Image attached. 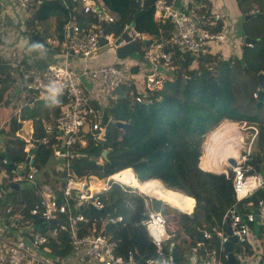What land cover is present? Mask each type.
<instances>
[{
	"label": "trees",
	"instance_id": "1",
	"mask_svg": "<svg viewBox=\"0 0 264 264\" xmlns=\"http://www.w3.org/2000/svg\"><path fill=\"white\" fill-rule=\"evenodd\" d=\"M101 1L118 14V19L106 27V32L120 34L122 22L135 18L133 24L137 30L156 33V26L150 20L151 7H147L154 0H141L144 4L141 10L134 5L133 0L129 1V6L127 0ZM235 1L242 18L239 26L240 35L252 40L249 45L245 43L240 45L239 56L234 54L224 58L199 53L194 57L188 52L176 49L171 57V64H176L177 67L170 71L171 79L164 80L161 88L153 90L146 102H131L129 85L117 88L116 96L110 100V107L106 111L108 115L101 118L105 124L103 139L96 140L93 135L86 134L84 146L78 148L83 152V156L70 161V167L78 176L94 175L100 178L114 175V178L120 177L119 181L135 186L137 190L149 196L164 200L168 193L170 195L168 202L182 211H189L192 207L190 214H187L169 208L153 197L148 202L164 216L166 230L174 237L173 240L169 239L178 253L185 250L189 240H194L196 228H210L216 222L224 227L225 223H221V216L225 209L234 204L244 208L242 204L247 203L245 211L254 213L257 199L264 196V188L256 189L250 196L235 203L230 172L225 175L204 171L196 166L202 134L221 119L228 118L235 121L245 120L256 125L254 147L247 154L246 163L255 171L264 172V85L261 97L258 94L255 100L251 97V88L258 87L257 73L259 71L264 73V0ZM52 12L61 13L57 20L58 27L65 16V11L57 1L43 2L38 6L36 14L31 15L25 22L32 25L34 20L43 21ZM247 14L249 16L243 19ZM219 25L221 23H217L215 28H219ZM33 34L34 30L30 29L29 35ZM30 43L42 44V37L40 36L39 40H30ZM48 53L50 50L42 52L43 55ZM193 59L196 66L190 67ZM6 61L0 57V82L4 83L0 86V108L6 106L9 101L8 90L13 81L10 75L13 67ZM235 70L253 76L252 84L245 94L249 101L243 102L241 107L235 103L234 83L237 81ZM39 103L46 105L45 101ZM118 120L126 123L121 132L114 125V121ZM16 124L15 119L11 118L8 124L11 132ZM233 124L224 121L217 129L229 128ZM96 131L95 129L94 132ZM36 135L43 136V129L38 123L33 137ZM53 141V138H49L51 144ZM19 145L18 148H22V141H19ZM105 149L107 154L104 161L98 162V157H101ZM39 151L45 159L50 153V146H45ZM7 155L10 160H17L23 157L24 152L18 150L11 153L8 150ZM205 159L207 157L203 153L200 167L213 170ZM148 178L159 179L163 187L157 182L139 186L149 180ZM89 179L94 184L99 183L98 180ZM49 182H53V179ZM32 185L34 186L30 188L20 187L22 191L20 195L28 200L27 207L39 199L38 193L33 192L35 188L37 192L40 186L37 182ZM98 189L99 186L94 185V190ZM96 195L103 202L104 212L91 205L78 208L77 210L88 218L86 223L89 224L93 217L106 212L120 213L122 217L120 222L105 227V233L115 240L116 252L126 256L131 247H136L139 256L155 257L157 255L155 245L140 224L146 212L144 198L147 197L115 181H110L108 187L96 192ZM205 200L209 201L211 208L207 207ZM52 223L54 219L47 224ZM45 226V223H40L36 219L38 229ZM61 239L66 240L65 233H62ZM122 242H126L127 248ZM50 246L59 255L67 252L66 242L51 239ZM209 247H217L211 237L203 238L202 244L198 245L199 250ZM239 249V246L235 245L233 252H239Z\"/></svg>",
	"mask_w": 264,
	"mask_h": 264
},
{
	"label": "built area",
	"instance_id": "2",
	"mask_svg": "<svg viewBox=\"0 0 264 264\" xmlns=\"http://www.w3.org/2000/svg\"><path fill=\"white\" fill-rule=\"evenodd\" d=\"M48 1H60L67 11V18L61 26L60 39L47 37L46 41L54 46H60L58 50L64 52V57L67 52H71L79 59L80 69L73 70L66 57L62 62L52 59L41 69L35 66L22 68V82L26 91L42 95H45L46 87L53 82L64 90L52 127L59 138V146L52 149V154L63 160V167L59 170L61 172L59 182L44 183L38 188L39 199L32 206L13 208L11 204H0V264H138L130 254L123 257L116 253L115 242L106 233L102 231L83 233L78 225L85 221V216L77 210L78 208L86 205L96 209L103 208V202L96 195L99 190H91L87 181L80 179L70 167V160L80 155L77 148L83 146L87 131L90 130L97 138L103 135V129L97 122H87L91 109L88 106L89 97L83 88L82 78L91 83L97 97H109L117 88L129 85L133 100L143 101L150 91L161 88L164 79L169 78L165 71L172 70L168 66H171V57L176 49L188 52L194 57L199 53L221 54L218 50L220 43L225 39V34L222 25L217 29L215 27L224 15L217 11L209 21L196 20L185 11L175 8L174 0H154L152 6L156 17L171 21L175 29L166 41L146 38L141 55L144 58V67H140L144 72L137 71L133 77L129 74V67L133 64L125 62V59L117 57L114 61H99L95 58L100 47L111 44V47L115 48L127 41L120 35L105 31L115 18L112 14L103 13L102 6L94 0H11V5L14 10L25 13L30 7L36 9ZM81 15L90 16L91 22L87 27L76 20ZM122 31L136 42L141 43L144 37L131 25H124ZM100 38L105 41L100 43ZM116 38L117 43H114ZM21 59L19 55L17 62ZM193 62L196 63L195 59L191 61L190 67L193 66ZM256 94L253 92V95ZM95 129L97 132H94ZM26 141L25 151L39 142L33 139ZM220 150L223 149L218 146L215 151ZM238 150L234 165L227 163L228 156L218 159L224 167L227 166V171L231 172L235 203L250 196L254 190L264 188V175L246 163L249 152H241L242 142ZM3 157L0 155V160L6 162V158ZM13 165V172L10 173L0 167V200L3 193L10 191L11 184H18L20 181L32 182L37 171L29 154L13 162ZM104 184L105 187L100 189H106L109 183ZM235 208V204L230 206L223 218L229 219L231 235L238 241L243 240L251 222L257 220L264 227V196L257 199L254 213L245 211L242 207L236 212ZM61 215L64 216L63 222L59 220ZM36 219L46 226L38 229ZM52 219L54 223L47 224ZM120 219L121 215L115 218L108 216L105 221L112 223ZM140 224L146 229L157 254L155 257L145 258L144 264H172L170 250L173 245L172 241L168 240L172 234L166 231L165 219L161 212L147 206ZM12 229L15 231L11 232ZM61 231L68 235L65 240L68 250L64 255L54 252L50 246L51 239L61 241L59 236ZM211 235L219 237L221 243L227 239L222 228L212 227L210 230L202 231L203 237ZM165 243L167 245H164ZM197 246V243L191 245L187 252L189 264H220L222 254L216 248L204 249L203 257L199 259ZM259 264H264V257L260 259Z\"/></svg>",
	"mask_w": 264,
	"mask_h": 264
},
{
	"label": "crops",
	"instance_id": "3",
	"mask_svg": "<svg viewBox=\"0 0 264 264\" xmlns=\"http://www.w3.org/2000/svg\"><path fill=\"white\" fill-rule=\"evenodd\" d=\"M7 1L8 0H0V5L2 4V2L6 3ZM94 1L97 4H99L100 6H102L103 13H106V14L108 13V14L113 15V17L115 19H113V21L110 23H115L116 20L118 19V14L117 13L114 14L113 11L111 10V8L106 6V4L103 1H101V0H94ZM129 1L130 0H127V6H129ZM57 2L61 3L60 1H57ZM133 2H134L135 6L139 7L138 8L139 10H141L142 9L141 7L144 6V4H142L141 0H138V1L133 0ZM174 4H175V8L183 10L187 14L192 15L193 17H196L197 15H204L206 13V11L209 12L210 9L212 10L214 8L220 7L223 10L227 11L228 13H233L234 21H235L234 22L235 27L238 28V31H239V26H240L242 18L238 12L235 0H174ZM61 5L64 8L65 16L62 19L60 26H58V27H57V20H58V16L61 14L58 12H52V14L47 16L46 19H43V21L34 20L32 25H30L29 23L27 24V22H25V20L27 21L31 15L34 16V14H36V10L38 8L37 7L36 9H33L32 7H30L29 9L26 10L25 13H20V12L16 11V9H15L14 12H16L18 18L12 17L14 19L13 26H11L7 23L9 21L4 20L5 28L2 27L4 32L0 33V34H2V35H0V57H3L5 60H7L6 62H8V64H10V66L13 67L12 71L10 72V75L12 76L13 81L11 83L10 90H8V95H9L8 100L9 101H8L6 106L0 108V152H1L0 155L4 156L3 158H6V162H2V160H0V167L5 169L8 173L13 172V167H14L13 162H16V161L23 159L27 154H29V150L32 148L31 147L30 149H27L25 151L26 142H27L26 140L32 141V139H33V140L39 141L37 144L41 145V148L35 147L36 154H34V152L29 154L32 156L33 164L36 166V170H37L36 173L34 174L32 182L20 181L17 184V186H18L17 189L13 188L14 184H11L10 191H6L5 193H3V197L0 200V204H2V205L11 204L13 208H20L21 206L25 207L27 205L28 200L20 195V191H21L20 187L30 188V187H33L34 185H32V184H36V182L39 184L40 187H42L44 185V183L53 184V183L58 182V180L55 179L54 177L55 176L59 177V175L53 174L54 169H51L52 176L50 178H47L46 172L49 170V166L46 164V161L48 160L49 156H51L53 159H58L52 154V149L56 146H59V138H58L56 132L54 131V129H52V127L54 125V120H55L56 114L58 113L60 103L54 107H49V106H47V104L45 105L44 103L40 104L39 103L40 101H45L44 95L38 94V93H35L32 91H26L24 89L23 82H22V68L33 67V66H35L37 68V63L39 62V60L41 58H44L46 63H47V62H49V60H52V59L57 61V62H62L64 60V58L66 57L65 58L66 61L73 68V70L78 71L80 69L81 64H80L79 59L76 58L75 56H73L71 54V52H67V54H65V57H64L63 56L64 52L58 50L60 48V46H58V45L54 46V45H52L46 41L47 37H57L60 39L59 33L61 30V26H62L63 22L65 21V19L67 18V11H66V9L62 3H61ZM147 7H151L150 20L156 26V33H148L147 31L144 32L141 30L140 31L137 30L133 24L135 18L131 19L130 21L122 22L120 33H121V30L124 27V25H131L137 32L144 35V37H142V39L146 40V38L147 39L149 38V39L153 40V39L159 38V39H163L165 41L168 40L174 31L173 29H175L174 24L171 21L170 22L168 20L165 21V20H162V19L156 17V13L153 11L152 4L147 5ZM133 8H135V7H133ZM0 13H1V11H0ZM247 16H249V14H247L246 17ZM79 18H80V20H79ZM245 18H243V19H245ZM76 20L80 24H82L83 26H86V27L91 22V18L89 15H81V17L79 16L78 18H76ZM40 23H42V25ZM168 26H169V29L167 30ZM30 29H33L34 34L38 35L37 39H32V35L31 36L29 35ZM0 32H1V30H0ZM21 32H23L25 34L23 38H19V34ZM115 35H120V34H115ZM40 36L42 37V45H43L42 51L50 50V53L43 55L42 52H39L35 55L33 53L34 50L29 51V49L32 46V44L30 43V40H39ZM44 44H45V46H44ZM139 45H142V49L140 51H138ZM144 47H145V43L136 42L135 48L133 49V51H131V52L136 53L135 58H129L131 52L123 58L118 57L116 55V52H115L116 47L115 48L111 47V49L108 51V53H104V52L97 53V56L95 58L98 59L99 61H114L117 57L120 59H125V62H127V63L130 62L131 64H133L132 66L129 67V74H132L134 77L135 72H137V71L138 72H144L142 68L140 69L141 66L144 67V58L141 56L143 53ZM100 48H102V47H100ZM100 48L97 51H99ZM19 55H21L22 59L19 62H17V58L19 57ZM136 58H138V59H136ZM168 79H171V76ZM164 80H166V79H164ZM82 82H83V88L86 90V93L88 94V97H89L88 106L91 109V113L89 114V116L87 118V122L88 123L97 122L101 126V128L103 129V135H102L101 139H103L104 132H105V124L101 121V118L103 115H108V114H106V111L110 107V100L115 98V96H116L115 92L117 89L109 97H101V96L97 97V95L94 94V87H92L91 83L87 82L85 78H82ZM0 84H1V82H0ZM130 89H131V86H130ZM132 92L135 93V90L132 89ZM151 92L152 91H150L149 94L147 95V97L143 98V101H140V102H146L147 100H149V96H150ZM16 97H19L21 100H16L15 99ZM130 101L135 103V101L133 100V95L131 94V90H130ZM13 103H15L14 106L12 105ZM11 118H14L15 121L17 122L16 127L13 129L12 132L10 131V127H8V124H9V121ZM225 120H227V119H225ZM37 123L39 124V127H41L43 129V136L40 137V136L36 135V137L34 138L33 133L36 132ZM88 133L90 135H92L90 130L87 131L85 133V135ZM48 134L50 135V137ZM47 135H48V137H47ZM85 135H84V137H85ZM94 135H93V137L95 138ZM43 137H45V138H43ZM49 138H53L54 141L52 144L49 142ZM252 138H251V140H252ZM19 141L20 142L22 141V143H23L22 148H18L20 146ZM45 146H50V153H49L47 158L43 159L39 150H42V148H44ZM83 146H84V144H83ZM8 150L11 153L17 152L18 150H22L24 152V155L20 159L10 160L8 155H7ZM77 150H78V148H77ZM79 152H80V155L77 157L83 156V152H81V151H79ZM200 154H201V150H200L199 155L197 157L196 166H198L199 169H203L199 166ZM105 156L103 157L102 153H101V157H98V162H103ZM77 157H73V158H77ZM205 160L207 161V159H205ZM8 162L12 163L13 167L8 166ZM39 162H40V164H39ZM62 162H63V160H62ZM203 170H206V169H203ZM224 173H226V172H224ZM262 173H264V172H262ZM51 179H53V182H49V180H51ZM148 179H152V178H148ZM153 179H155V178H153ZM94 180H98V179H94ZM137 180H139V179H137ZM99 181H101V180H99ZM5 186H6V184H4L3 187H5ZM35 189H34L33 193L37 194ZM143 195L146 197L148 196L147 198H144L145 208H147V206L151 207L148 202H149L150 198L153 196H149L147 194H143ZM153 198L158 199L160 201L162 200V199L156 198V197H153ZM33 203L34 202H32V204ZM29 206H31V205H29ZM167 207L181 210L179 208H176V207L170 206V205H167ZM226 210L227 209H225L224 212ZM191 211H192V207L189 209V211H182V212L190 214ZM117 215H121V214L120 213L111 214L109 212H106L105 214H103L101 216L93 217L90 220L89 224L86 223L88 218L84 215L85 221L78 223V225H79V227L83 233H85V232H97V231H102L105 233V227L108 224H114V223L120 222L122 220V217H121L120 220H115L112 223H108L105 221L106 217L110 216V217L115 218ZM60 217L61 218L59 220L61 222H63L64 216L61 215ZM197 229H199L200 231H203V230L207 229V227H204L202 229L198 227ZM12 231H15V230L12 229L11 232ZM62 233H65L66 239H67L68 235L64 231H61L59 233L60 238L62 236ZM203 238H206V237H202V241H203ZM202 241L199 243L202 244ZM214 241H215V239H214ZM61 242H65V241L61 239ZM195 242H197V241H196V238L194 236V240H192V241L189 240V242H188L189 245H185V250L180 251V253H178L176 251V254L178 257V261L176 264H189L188 260L186 258L187 252L189 251L190 246L195 244ZM235 245L239 246V248H240L239 252H236V253L233 252L234 251L233 248ZM232 246H233L232 251L230 252L231 256H229V254H227V252L220 249V251L223 252L222 259L220 258V264H227L229 262H230V264H259L260 259H262L264 257V227L261 226L257 220H255L254 222H251L249 224L247 232L244 234L243 240L242 241H236L235 243H233ZM128 247H129V244H128ZM133 249H134L135 253L138 254L136 247H133ZM67 250H68V244H67ZM201 253H202V250L199 251V254H201ZM199 254H198V258L201 259V257H203V256H201Z\"/></svg>",
	"mask_w": 264,
	"mask_h": 264
},
{
	"label": "rangeland",
	"instance_id": "4",
	"mask_svg": "<svg viewBox=\"0 0 264 264\" xmlns=\"http://www.w3.org/2000/svg\"><path fill=\"white\" fill-rule=\"evenodd\" d=\"M0 30L2 32H4L3 28H5V22L4 20H7L9 22H7L9 25L13 26L14 24V19L12 17H16L18 18L16 12H14L13 8H12V5H11V1H7L6 3L5 2H2V4L0 5ZM221 12L224 16L221 17V21L218 22V23H221L222 25V30L224 31V34H225V39L220 43V48H219V52L221 54H217V56H221V57H228V56H231V55H237L239 56L240 55V45L242 43H245L243 41V37L245 36H241L240 35V32L238 31V28L235 27V21H234V16H233V13H228L227 11L223 10L222 8L220 7H217V8H214V9H210L209 12L206 11V13L204 15H197L196 17H192L196 20H204V21H209L210 19L213 18L214 16V12ZM30 12V11H29ZM115 14V12H113ZM237 15V14H236ZM22 19V18H21ZM42 25V23H40ZM217 24V23H216ZM3 27V28H2ZM2 35V34H0ZM24 33L21 32L19 34V38H23L24 37ZM252 43V42H251ZM251 43H245V44H251ZM28 45V44H27ZM111 49V44H107L105 46H103L102 48H100L99 51H97V53H100V52H104V53H108V51ZM142 49V45H139L138 46V51H140ZM39 52H43L42 50H34L33 53L36 55L37 53ZM217 52V51H216ZM238 52V53H237ZM237 53V54H236ZM209 54V53H208ZM135 55L136 53L135 52H131L129 58H135ZM215 55V54H214ZM193 66H196V63L193 62L192 63ZM191 65V66H192ZM192 66V67H193ZM175 67H177L176 64H171V66H168V68H171V69H174ZM211 68V67H209ZM165 74L166 76L170 77L171 76V73L169 72V70L165 71ZM234 75L236 78L237 81H235L234 83V93H235V103L241 107L242 103L243 102H247L249 101V99H247V95L246 92L247 90L249 89V87L251 86L252 84V81H253V76L250 75V74H242L241 72L235 70L234 71ZM255 78V77H254ZM4 83H1L0 86H2ZM19 88V87H18ZM240 88V89H239ZM251 97L254 99H256L257 97V94H258V91L262 88L258 85L257 88L255 87H252L251 88ZM20 90V89H19ZM21 92V91H20ZM253 92H256V96L253 95ZM22 93V92H21ZM24 96V95H23ZM259 96V95H258ZM16 100H21L19 97H16L15 98ZM14 99V100H15ZM247 99V100H246ZM254 99V100H255ZM13 100V101H14ZM261 100V99H260ZM15 103H13L12 105L14 106ZM251 106V105H249ZM252 110V109H250ZM263 112H264V108H263ZM57 115V114H56ZM225 119L227 120H231V119H228V118H223L221 119L218 123H216V125L214 126V128L221 122V121H225ZM231 121H234L236 122L235 124H233V126H236V128L239 126H242L240 129V132H241V135H242V150L241 152H250L253 147H254V139H255V134H256V125L255 124H252V123H249L245 120H231ZM238 125V126H237ZM225 127V126H224ZM212 128V129H214ZM226 128V127H225ZM219 130H222V128H219ZM210 131V130H209ZM206 132L204 134H202L201 136V141H200V150L203 148V144L205 143L206 141V136H207V133ZM253 137V138H252ZM252 138V140H251ZM249 144H250V147H249ZM206 156V155H205ZM58 159H53L51 156H49L48 160L46 161V164L49 166V170L46 172V176L47 178H50L52 176V172H51V169H54V172L53 174H58L60 175L61 172L59 171L62 167H63V162H62V159L60 157H56ZM61 159V160H60ZM207 159L209 160V158L207 157ZM210 161V160H209ZM211 163V162H210ZM40 164V162H39ZM261 174H263L261 172ZM54 176V175H53ZM91 177V176H90ZM90 177H86V176H79L80 179L82 180H87L88 178ZM95 177V176H94ZM55 179L60 180L59 177L55 176L54 177ZM92 178V177H91ZM120 178V177H119ZM95 179V178H94ZM119 180V179H118ZM103 185L101 186L102 188L105 187L106 184L102 183ZM91 187H94V185H97V187L99 186V183L98 184H94V183H90ZM100 189V188H99ZM102 190V189H101ZM99 190V191H101ZM135 192L137 193H140V191H138L137 189H133ZM184 194V193H183ZM148 197V196H147ZM205 203L207 205L208 208H211V206H209V201L208 200H205ZM181 211V210H180ZM215 226L218 225V222H216V224H214ZM122 244L124 245L125 248H127V244L126 242H122Z\"/></svg>",
	"mask_w": 264,
	"mask_h": 264
},
{
	"label": "water",
	"instance_id": "5",
	"mask_svg": "<svg viewBox=\"0 0 264 264\" xmlns=\"http://www.w3.org/2000/svg\"><path fill=\"white\" fill-rule=\"evenodd\" d=\"M245 17L246 16H244V18ZM120 37H122L127 42H125L122 45L116 46L115 52H116V55L118 57L123 58L127 54H129L131 51H133V49L136 46V41L133 40V39H130V37L127 35V33L125 31H122L120 33ZM37 38H38V35L37 34H33L32 35V39H37ZM104 41L105 40L102 39V38H100V40H99L100 43H103ZM243 41L245 43H251L252 42V40L250 38L246 37V36L243 37ZM141 42L145 43L146 40L145 39H142ZM114 43H117V38L114 41ZM44 46H45V44H44ZM45 65H46L45 59L44 58H41L39 60V62L37 63V68L38 69L43 68ZM256 76H257L258 85L262 88L263 85H264V73L262 71H259ZM258 94H259V97L262 96V90L261 89L258 91ZM125 124L126 123L123 122V121H114V125L116 126V128L120 132L123 131ZM35 147L41 148V145L35 144L34 147H32L29 150V154H31L32 152H34V154H36ZM106 153H107V151L106 150H103L102 151V156L104 157L106 155ZM227 163L230 164V165H234L235 164V158L233 156H228ZM8 166L13 167L12 166V163H10V162H8ZM218 172H222V170H220ZM100 180L103 181V182L105 181L104 177H102ZM122 183H124V182H122ZM124 184H126V183H124ZM126 185H128V184H126ZM128 186L136 190V187L135 186H132V185H128ZM17 187H18L17 184H14L13 185V188L17 189ZM140 193H143V192L140 191ZM143 194H146V193H143ZM161 202H163V204H165V205L167 204V205L172 206L169 202H167L165 200H161ZM99 211L102 212V213L104 212L103 209H99ZM225 233L227 234L228 237H227V240L222 244V248H223V250L225 252H227V254H229V256H231L230 255V252L232 251V247H233L232 245H233V243H235L237 241V238L235 236L231 235V231H230V227H229L228 220H225ZM195 238H196V241L198 243L202 241V234H201V232L199 230H196L195 231ZM214 239H215L216 245L219 246V240H218V238L215 237ZM130 253H131L132 258L134 260H136L139 264H144V258L143 257H140L138 254H136L135 251H134V249H133V247L130 248ZM170 256H171V259H172V264H176L177 261H178V257H177V254H176L175 247H172V249L170 251ZM227 264H230V262L227 263Z\"/></svg>",
	"mask_w": 264,
	"mask_h": 264
},
{
	"label": "bare ground",
	"instance_id": "6",
	"mask_svg": "<svg viewBox=\"0 0 264 264\" xmlns=\"http://www.w3.org/2000/svg\"><path fill=\"white\" fill-rule=\"evenodd\" d=\"M225 121H228V123H231V124L235 123L234 121H231V120H225ZM222 122L224 121H221L214 129H212L207 134L206 141L203 144L204 146L201 150V156L204 153L206 157L209 158L211 163H207V164H209L213 168V170H221V164L223 163L218 161L219 158H223L224 156H234L235 157L238 155V151H239L238 148L242 140V135L239 130V127L236 128V126H232L229 128H224L222 130L217 129L222 124ZM219 145H221L223 150L215 151ZM199 164H200V161H199ZM86 181L88 183L89 188L91 190H94V187H91L90 185L91 183L90 179L88 178ZM153 182H157L160 186H162L159 179L146 180L145 182L141 183V185L139 186L146 185L148 183H153ZM101 186H102V182L99 181V188H101ZM169 198H170V195L167 193L164 200L168 202Z\"/></svg>",
	"mask_w": 264,
	"mask_h": 264
},
{
	"label": "clouds",
	"instance_id": "7",
	"mask_svg": "<svg viewBox=\"0 0 264 264\" xmlns=\"http://www.w3.org/2000/svg\"><path fill=\"white\" fill-rule=\"evenodd\" d=\"M33 50H43V45L42 44H39V43H35V44H33L32 46H31V48L29 49V51H33ZM197 57V56H196ZM63 88L59 85V84H57V83H55V82H53V83H51L50 85H48L47 87H46V89H45V95H44V99H45V101H46V104H47V106H49V107H54V106H56V105H58L59 103H60V97L63 95ZM259 95V94H258ZM100 126V125H99ZM101 127V126H100ZM212 128H214V127H212ZM212 128L211 129H209L210 131L212 130ZM97 130V129H96ZM208 130V131H209ZM207 131V132H208ZM209 131V132H210ZM97 132V131H96ZM208 134V133H207ZM95 139L96 140H101V138H97V137H95ZM220 147H221V145H219ZM202 150V149H201ZM234 157V156H233ZM228 158V157H227ZM235 158V157H234ZM226 161H227V159H226ZM230 165V164H229ZM227 167V166H226ZM226 167H224V165L223 164H221V170H222V172H218V171H220V170H204V171H211V172H217V173H223V174H227L228 172H230V171H227L228 169L226 168ZM131 168V167H130ZM201 170H203V169H201ZM224 172H226V173H224ZM231 173V172H230ZM259 173H261V172H259ZM136 175V174H135ZM264 175V174H263ZM92 177V178H95V179H98V180H100L102 177H100V178H97L96 176L94 177V175H86V177ZM104 177V179H105V181L103 182V181H101L102 183H110V181H115V182H119V183H122L121 181H119L118 179H116V178H114V177H112L111 175H109V176H103ZM136 178L138 179V177L136 176ZM231 179V178H230ZM122 184H124V183H122ZM124 185H126V184H124ZM128 186V185H127ZM133 189V188H132ZM98 190H100V189H98ZM102 190H104V189H102ZM233 191V190H232ZM142 194V193H141ZM234 196V195H233ZM243 199V198H242ZM234 200H235V198H234ZM240 201V200H239ZM238 202V201H237ZM247 203H245V204H242V206L245 208V205H246ZM239 208H241V207H237L236 206V208H235V211L236 212H238V209ZM101 209H103V208H101ZM228 209V208H227ZM245 210V209H244ZM225 213V212H224ZM224 213H223V215H222V217H221V223H225V220H228V223H229V227H230V221H229V219L227 218V217H225V218H223V216H224ZM143 226V225H142ZM144 227V226H143ZM212 227H216V228H222L223 229V231H224V233H225V226L223 227V226H221L220 224L219 225H217V226H215V225H213V226H211L210 228H212ZM210 228L209 227H207V230H210ZM165 229H166V225H165ZM144 230H145V232H146V234L148 235V233H147V231H146V229L144 228ZM196 230H199V229H197L196 228ZM167 231V230H166ZM200 231V230H199ZM231 231V230H230ZM201 232V234H202V231H200ZM226 234V233H225ZM227 235V234H226ZM148 237H149V235H148ZM203 237V236H202ZM218 238V240H219V237H217L216 235H211V236H209V237H206V238ZM228 237V236H227ZM111 238V237H110ZM170 238H172V240L174 239V237H173V235L170 237ZM112 239V238H111ZM149 239H150V237H149ZM169 241H170V239H168ZM227 240V239H226ZM225 240V241H226ZM150 241H151V239H150ZM224 241V242H225ZM238 241V240H237ZM115 242V241H114ZM152 242V241H151ZM224 242H220V240H219V246H217L216 247V249L219 251V252H221V254L223 255V252L222 251H220V249H222L223 250V248H222V244L224 243ZM195 243H197L198 245H200L201 243H198V242H195ZM172 247H174V246H172ZM197 248H198V246H197ZM172 249V248H171ZM176 249V248H175ZM207 249V248H206ZM202 250V253L201 254H199V255H201L202 256V254H203V250L204 249H201ZM171 251V250H170ZM200 250H198V252H199ZM224 251V250H223ZM115 252H116V243H115ZM117 253V252H116ZM128 254H130V256H131V253H130V250H128L127 251V254H126V256H128ZM222 255H221V259H222ZM126 256H123V257H126ZM132 257V256H131ZM140 257H142V256H140ZM144 258V260H145V257H143ZM148 258V257H147ZM133 259V258H132ZM134 260V259H133ZM134 261H136V260H134ZM171 261H172V259H171ZM137 262V261H136ZM138 263V262H137ZM139 264V263H138Z\"/></svg>",
	"mask_w": 264,
	"mask_h": 264
}]
</instances>
